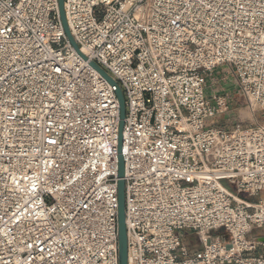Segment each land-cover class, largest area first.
Instances as JSON below:
<instances>
[{"label":"built area","instance_id":"1","mask_svg":"<svg viewBox=\"0 0 264 264\" xmlns=\"http://www.w3.org/2000/svg\"><path fill=\"white\" fill-rule=\"evenodd\" d=\"M64 14L79 52L58 0H0V264H119L117 88L128 264H264V0ZM235 95L257 124H214Z\"/></svg>","mask_w":264,"mask_h":264},{"label":"water","instance_id":"2","mask_svg":"<svg viewBox=\"0 0 264 264\" xmlns=\"http://www.w3.org/2000/svg\"><path fill=\"white\" fill-rule=\"evenodd\" d=\"M58 9L60 20L65 32L66 37L70 41L72 47L76 52H79L77 45L73 41L70 32L67 27V23L65 20L64 14V0H58ZM91 66L103 77L105 78L111 85L116 86L115 82H113L96 64L92 63ZM116 96L119 103L120 108V123H119V136H118V257L119 264H128V250H127V232L125 225V191H124V163L121 155L122 148V128L124 124L125 118V105L123 95L119 88H117Z\"/></svg>","mask_w":264,"mask_h":264},{"label":"rangeland","instance_id":"3","mask_svg":"<svg viewBox=\"0 0 264 264\" xmlns=\"http://www.w3.org/2000/svg\"><path fill=\"white\" fill-rule=\"evenodd\" d=\"M260 114L258 111H253L248 107V104L244 101V99L238 95H235L232 98V107L231 112L227 116H221L218 119L214 121L215 125L223 126V125H229L233 123H240L243 126H252L254 124H257L259 121ZM222 185L226 187L229 191L234 192V189L229 186L227 183L222 182ZM259 198L264 199V194L260 195V197H256L254 199L248 198L249 202H256ZM223 230H216L211 232L210 234L212 236H216L219 233H222ZM186 244L189 243L191 245H194L196 248H199V244L196 242V239L194 236H189L184 241ZM259 253H262V250H258Z\"/></svg>","mask_w":264,"mask_h":264},{"label":"crops","instance_id":"4","mask_svg":"<svg viewBox=\"0 0 264 264\" xmlns=\"http://www.w3.org/2000/svg\"><path fill=\"white\" fill-rule=\"evenodd\" d=\"M254 255L255 256H264L263 253H259V252H255Z\"/></svg>","mask_w":264,"mask_h":264}]
</instances>
